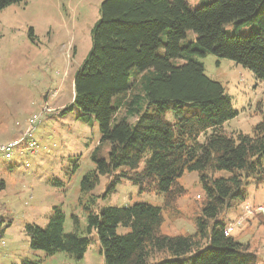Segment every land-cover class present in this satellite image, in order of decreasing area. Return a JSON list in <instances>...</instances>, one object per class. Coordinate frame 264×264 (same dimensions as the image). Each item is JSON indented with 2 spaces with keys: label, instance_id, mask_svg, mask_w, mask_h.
<instances>
[{
  "label": "trees",
  "instance_id": "16d2710c",
  "mask_svg": "<svg viewBox=\"0 0 264 264\" xmlns=\"http://www.w3.org/2000/svg\"><path fill=\"white\" fill-rule=\"evenodd\" d=\"M22 1L0 0V12ZM231 24L257 28L247 36L229 35L225 27ZM208 54L242 65L264 83V0H212L196 9L187 0L101 4L92 50L75 76L73 101L61 112L78 108L80 118L95 120L101 133L92 155L95 170L81 182L83 197H90L87 227L83 235L73 216L74 231L66 232L55 207L46 228L26 225L32 251L79 261L95 233L105 264H257L249 244L225 235L223 215L246 201L248 186L264 187V119L252 135L223 132L237 113L224 87L205 73L201 59ZM187 172L198 174L205 196L196 232L164 234L165 208L186 193L179 180ZM101 177L110 180L106 192L91 196ZM123 180L141 193L161 194L163 205L94 211ZM120 227L127 232L118 233ZM4 233L0 229V240ZM157 255L165 257L155 260Z\"/></svg>",
  "mask_w": 264,
  "mask_h": 264
},
{
  "label": "rangeland",
  "instance_id": "374dc122",
  "mask_svg": "<svg viewBox=\"0 0 264 264\" xmlns=\"http://www.w3.org/2000/svg\"><path fill=\"white\" fill-rule=\"evenodd\" d=\"M105 0H24L0 12V144L20 137L33 115L43 113L34 132V150H15L11 161L0 158V264H105L96 234L82 260L65 253L47 257L30 249L25 233L28 224L46 228L59 207L66 232L74 231L72 217L80 221V232L87 227L89 196L81 193L82 179L95 170L92 155L101 145L95 120L84 121L75 108L62 115L74 98V80L92 50V30L100 19ZM212 0H187L196 9ZM255 25L225 27L229 35L247 36ZM33 30V36L31 31ZM189 40L195 35L188 34ZM206 75L220 83L230 98L237 117L222 126L226 135H252L264 119V83L242 65L208 54L201 59ZM106 154L108 147L103 146ZM223 175L217 173L216 177ZM109 179L90 194L103 195ZM179 184L186 193L172 209L165 208L162 233L193 234L204 193L197 173H185ZM247 199L223 215L229 236L249 244L264 264V187L250 185ZM136 203L163 205V196L141 193L140 188L123 180L116 192L98 199L92 207H130ZM263 215V216H262ZM127 230L120 227L118 233ZM165 257L157 255L155 260Z\"/></svg>",
  "mask_w": 264,
  "mask_h": 264
},
{
  "label": "built area",
  "instance_id": "2783aa9c",
  "mask_svg": "<svg viewBox=\"0 0 264 264\" xmlns=\"http://www.w3.org/2000/svg\"><path fill=\"white\" fill-rule=\"evenodd\" d=\"M42 116L43 113L31 116L28 127L19 138L10 143L0 144V158L11 161L15 150L23 149L24 147H29L31 150H34L37 145L34 140V132L36 131L37 125L41 122ZM224 232L226 236L230 235L229 228L226 227Z\"/></svg>",
  "mask_w": 264,
  "mask_h": 264
}]
</instances>
